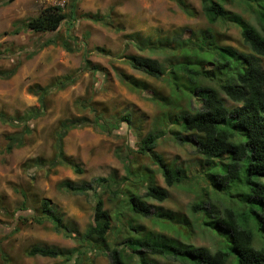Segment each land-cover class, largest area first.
Returning a JSON list of instances; mask_svg holds the SVG:
<instances>
[{"label": "rangeland", "instance_id": "1", "mask_svg": "<svg viewBox=\"0 0 264 264\" xmlns=\"http://www.w3.org/2000/svg\"><path fill=\"white\" fill-rule=\"evenodd\" d=\"M69 1L14 0L4 3L6 1L0 0V34L13 30L17 22L22 25L28 18L38 15L45 5H66ZM185 1L193 10V15L183 12L173 0H81L77 10L80 17L84 16L81 14L94 13L109 19L112 27L84 17L75 21L74 25L64 24L54 33L34 34L22 30L18 34L0 36V111L25 118L26 109L41 106L38 95L32 89L36 90L37 86L49 87L65 76L75 78V82L67 88L46 97L44 115L28 117L17 125L0 121V204L4 207L0 210V264H4L2 250L11 258V264H60L62 260L59 259L29 256L27 249L35 244L67 249L78 246L77 239L56 232L47 220L42 223H35L33 220L27 223L19 221V230L13 231L18 216L16 214L21 213L16 211L24 200L20 190L26 191L29 206L33 205L37 209H40L42 199H51L65 223L81 232L94 225V193L102 190L104 193L99 196L103 198L104 208L108 209L112 221L109 239L114 243L118 242L124 255L131 258V264H139L141 259L127 247L126 241L135 243L146 235L151 240L160 242L167 238L166 240L172 239V242L178 241L180 245L207 247L211 251L223 249L230 253L229 264H237L233 245L230 246L229 241L207 224L200 214L191 212V205L198 198L195 184L213 188L212 183L208 184L202 175L206 171V160L197 152L194 142L185 138L186 132L182 133L184 140L173 138V118L190 108L201 109L202 100L195 96L191 100L181 99L180 110L168 111L171 118L166 127L170 133H165V127L155 123L161 122V107L151 96L156 92L163 97H172V88L165 80L167 75L152 76L133 68L129 62L130 56L150 57L157 58L169 67L172 63L183 60V57L166 52L142 51L132 43L127 47V33H139L144 40L150 39L153 44L173 47L178 41L187 40L195 33L211 28V35L217 43L249 51L239 27L226 20L211 24L202 12L203 0ZM251 2L256 6L255 0ZM224 6L231 15L241 14L245 20L257 22L255 13L243 0H227ZM66 11H69V5L66 6ZM49 39H54L55 43L48 45L34 57H27L37 42ZM64 41L72 47L85 41V50L99 71L81 70L83 51L66 50L62 45ZM18 64L15 74L9 76L5 73ZM212 66L211 63L205 65L208 69ZM121 73L146 81L149 89L140 93L132 90L122 82ZM221 95L230 108L238 105L225 94ZM95 109L104 112L106 119L110 116L117 119V122L110 125V130H103L95 124ZM126 115L131 118L130 125L121 120ZM75 118H87L89 123L68 132L64 137V149L66 155L78 163L83 172L75 173L68 166H57L48 171L46 167L30 163L40 157L45 158L46 162L52 159L55 154V131L59 123L64 119ZM26 126L30 127L29 133L22 131ZM152 130L158 135L156 151L166 163H175L176 167H181L186 172L187 184L167 185L157 164L149 156L136 151L142 139ZM17 132H21L25 143L21 146L14 145L9 150V136ZM246 165L244 161L239 178L243 180L241 187L247 194L248 182L244 179ZM127 167L131 168L132 175H129ZM144 171L154 175L156 185L169 191V197L165 201L148 199L154 210L153 217H144L129 209L126 196L131 192L117 197L111 189L119 186L118 183L127 177L132 181H140ZM99 177L107 178V182L97 183ZM252 179L264 181V176L256 175ZM65 180L91 182L94 188L84 194H71L59 186ZM140 186L143 194L147 182ZM127 187L134 188L129 185ZM120 190L122 187L119 186ZM126 190L124 188L123 192ZM227 195L222 198L223 201L231 196L244 200L246 196L239 189L228 192ZM163 211L171 212L178 219L173 222L171 218L161 220L162 218L155 217L158 212ZM250 217L257 220L253 212H250ZM262 231L255 225V242H260L258 237ZM90 251L92 253H87L83 259L90 258L91 264H110L109 258L104 254L92 249ZM149 258L154 264H183L172 255L150 254Z\"/></svg>", "mask_w": 264, "mask_h": 264}, {"label": "trees", "instance_id": "2", "mask_svg": "<svg viewBox=\"0 0 264 264\" xmlns=\"http://www.w3.org/2000/svg\"><path fill=\"white\" fill-rule=\"evenodd\" d=\"M3 1L11 3L14 0ZM80 1L70 0L66 5H45L38 15L28 18L22 25L17 22L13 30L5 31L0 36L18 34L22 30L34 34L54 33L58 32L64 24L74 25L75 21L84 17L112 27L113 24L109 19L99 17L94 13L81 14L84 16L80 17L77 13ZM173 1L183 12L193 15V10L185 0ZM226 1L203 0L202 12L211 24L226 20L239 27L249 51H240L233 46L217 43L211 35V28L201 30L187 40L178 41L173 47H161L153 44L150 39L144 40L139 33H127L126 46L128 47L132 43L142 51L166 52L183 57V60L172 63L169 67H166L157 58L150 57L130 56L129 62L133 68L152 76L167 75L165 80L172 88V97H163L156 92L151 96V99L161 107V122L155 123L163 125L167 130L165 133H170L166 127V123L171 118L168 111L180 110L179 101L181 99L191 100L195 96L200 101L202 100L203 107L201 109L190 108L189 111L180 112L173 118V138L184 140L182 133H187L185 138L194 142L197 152L206 160L207 167L202 174L203 178L213 186L211 188L208 185L205 187L199 183L195 184L198 198L192 203L191 212L200 214L207 224L229 241L230 246L233 245V252L235 250L237 254V264H264V181L252 179L256 175L264 176V0H255L256 6L252 4L251 0H243L248 8L255 13L256 23L245 20L241 14L231 15L224 6ZM67 5H69L68 12L66 11ZM116 29L120 30V28ZM54 43V39L37 42L27 57H34L39 51ZM62 45L68 51H83L81 70L99 71L98 66L93 64L85 50V41L76 47H72L65 41ZM207 63H211L212 68H206ZM18 67L19 64L5 73L12 76L17 72ZM120 76L122 82L136 92L140 93L149 89V84L144 80L126 73H121ZM74 79L73 76H65L49 87L37 86V89H32V92L38 95L41 104L39 108L26 109L24 114L27 117L25 118H18L0 111V121L5 124L17 125L28 117L37 118L44 115L46 97L53 92L67 88L75 82ZM222 93L230 100L237 102L238 105L230 108L222 97ZM80 104L82 103L80 102ZM94 111L93 121L103 130H110L112 122H117V119L112 116H110L111 119H106L104 112H98L96 109ZM121 120L126 121L129 125L131 123L129 115L123 116ZM88 123L87 118L62 120L55 131L54 157L47 162L45 158L40 157L30 163H35L42 168L46 167L48 171L57 166H68L75 173H82L81 166L66 155L64 137L70 130L83 127ZM22 131L29 133L30 127L26 126ZM155 132L154 130L149 132L142 139V143L136 151L149 156L157 164L167 185L187 184L186 172L184 173L181 167H176L175 163H166L156 151L158 135ZM9 138L11 141L9 150L14 145L21 146L25 143L21 132L10 135ZM244 161L247 164L246 172H244V179L248 182L247 194L241 187L243 180L239 178L240 168ZM127 170L129 175L133 174L131 168L127 167ZM154 179L153 174L144 171L140 181H132L127 177L118 183L122 190L119 191V186L111 189L117 197L131 192L129 196H126L129 209L141 216L153 217L154 210L148 203V199L161 202L169 197L168 189L156 185ZM238 180L241 181L238 182ZM105 182H107V178L99 177L97 179V183ZM146 182L147 188L141 194L140 185ZM128 185L134 186V188H128ZM59 186L71 194H84L94 188L91 182L76 183L70 180L63 181ZM124 188L127 189L126 192H123ZM237 189L242 190L246 195L244 200L239 199L238 196H231L232 198L230 197L226 201L222 200L224 196H228V192H234ZM20 191L24 200L22 206L16 211H21V213L16 214L18 216L13 231L19 230V221L27 223L33 220L35 223H42L47 220L53 225L56 232L75 238L78 242V246L71 249L35 244L27 249L29 256L59 259L62 260L60 264H91L90 258L85 260L83 257L92 249L96 253L107 256L110 264H131V258L124 255V250L120 249L118 242L114 243L109 239L112 221L108 209L104 208L103 198L99 196L100 193L101 195L104 193L102 190L99 193H94V225L89 226L84 232L66 224L63 216L56 211L51 199H42L40 209H37L33 205L29 206L26 191ZM111 199L116 201V199ZM3 209L4 207L0 204V210ZM30 210L32 213H29ZM250 212L255 214L257 220L250 217ZM158 213V216L155 215V217L162 218L161 220L166 219L165 217L173 219V222L178 219L171 212ZM183 219L192 225L189 219L185 217ZM255 225L263 230L260 236L258 235L260 242H255L253 233ZM166 239L163 238V242H160L151 240L146 235L135 243L127 240L126 245L141 259L139 264H154L149 258L150 254L172 255L183 264H229L230 253L223 249L211 251L207 247L183 245L182 243L180 245L178 241L172 242V239ZM1 252L4 264H11L9 255L3 250Z\"/></svg>", "mask_w": 264, "mask_h": 264}]
</instances>
